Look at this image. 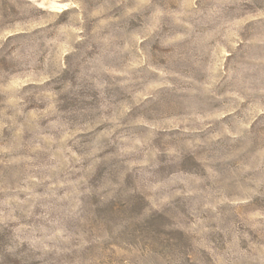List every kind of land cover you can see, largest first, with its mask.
<instances>
[{
	"label": "rangeland",
	"instance_id": "rangeland-1",
	"mask_svg": "<svg viewBox=\"0 0 264 264\" xmlns=\"http://www.w3.org/2000/svg\"><path fill=\"white\" fill-rule=\"evenodd\" d=\"M0 264H264V0H0Z\"/></svg>",
	"mask_w": 264,
	"mask_h": 264
}]
</instances>
